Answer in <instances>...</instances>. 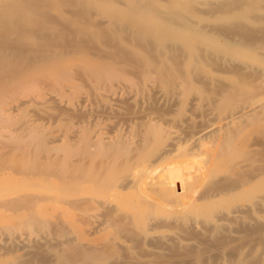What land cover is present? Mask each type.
<instances>
[{
	"label": "bare ground",
	"instance_id": "1",
	"mask_svg": "<svg viewBox=\"0 0 264 264\" xmlns=\"http://www.w3.org/2000/svg\"><path fill=\"white\" fill-rule=\"evenodd\" d=\"M0 264H264V0H0Z\"/></svg>",
	"mask_w": 264,
	"mask_h": 264
},
{
	"label": "rangeland",
	"instance_id": "2",
	"mask_svg": "<svg viewBox=\"0 0 264 264\" xmlns=\"http://www.w3.org/2000/svg\"><path fill=\"white\" fill-rule=\"evenodd\" d=\"M18 252H19V253H21V252H22V250H18Z\"/></svg>",
	"mask_w": 264,
	"mask_h": 264
}]
</instances>
